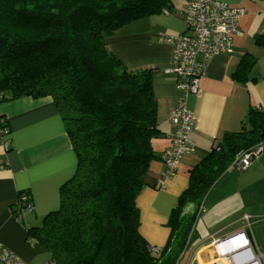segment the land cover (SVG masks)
I'll list each match as a JSON object with an SVG mask.
<instances>
[{
	"label": "trees",
	"instance_id": "obj_1",
	"mask_svg": "<svg viewBox=\"0 0 264 264\" xmlns=\"http://www.w3.org/2000/svg\"><path fill=\"white\" fill-rule=\"evenodd\" d=\"M166 1L0 0V102L50 97L77 158L74 176L60 188L59 208L24 229L25 243L55 264H176L196 240L209 192L235 171L239 155L258 145L264 150V107H250L240 131L189 171V185L168 217L167 242L152 251L139 234L135 203L163 134L152 107L156 71L128 70L105 40L161 12ZM257 43L264 48V36ZM256 64L245 54L235 80ZM22 207L18 198L10 206L18 225Z\"/></svg>",
	"mask_w": 264,
	"mask_h": 264
},
{
	"label": "crops",
	"instance_id": "obj_2",
	"mask_svg": "<svg viewBox=\"0 0 264 264\" xmlns=\"http://www.w3.org/2000/svg\"><path fill=\"white\" fill-rule=\"evenodd\" d=\"M183 1L167 0V7L161 12L131 22L126 31L116 34L117 30L114 37L105 40L128 70L156 71L152 107L163 134L155 144L158 158L151 163L147 184L141 188L135 204L139 210V234L151 247L159 249L169 237V213L189 185V171L218 147L227 134L240 131L250 107H264V54L244 48L251 38L253 50L264 49L257 43V38L264 36V23H260L259 16L264 10H248L247 0H217L245 11L240 20L242 35L234 40L230 53L211 59L199 79L198 92L185 97V107L194 121L189 135L194 150L183 157L177 173L163 181L165 166L159 158L170 147V136L175 133L170 113L177 107L181 92L176 87V77L166 73L170 68L171 45L159 38L177 36L185 30ZM245 54L252 55L257 64L247 78L235 80L234 73ZM259 58L263 60L260 66ZM76 168V154L62 115L50 97L0 102V242L26 264H44L50 259L45 250L25 243L24 229L39 225L44 216L59 208L60 188L74 176ZM243 171H257L260 178L241 183L234 180L222 193H215L219 183L229 182L226 175L219 180L202 206L196 240L176 264H230L228 256L236 248L223 251L232 246V241L223 244L227 245L225 248L218 243L245 231L254 251L263 254L264 264V150ZM22 191L30 196L33 209L22 213V223L18 225L10 206ZM191 210L188 205L184 212ZM245 216L249 217L248 225Z\"/></svg>",
	"mask_w": 264,
	"mask_h": 264
},
{
	"label": "built area",
	"instance_id": "obj_3",
	"mask_svg": "<svg viewBox=\"0 0 264 264\" xmlns=\"http://www.w3.org/2000/svg\"><path fill=\"white\" fill-rule=\"evenodd\" d=\"M181 13L185 30L177 36L159 38L161 42L171 45L170 68L166 69V73L176 77V87L181 92L177 107L170 113L176 130L170 136V147L164 149L159 158L165 166L163 181L174 176L183 157L194 150L189 139L194 121L192 113L185 107L184 99L188 94L198 92L199 79L211 59L231 52L234 40L242 35L240 20L245 15L243 9L217 0H184ZM262 150L263 146L258 145L245 151L233 161L231 167L235 171L247 169ZM17 198L18 202L24 204L21 213L32 211L33 206L25 192L22 191ZM244 220L248 225L249 217L245 216ZM245 232L219 242L218 246L232 241L237 251L228 256L230 264H262L263 254L256 249L254 251ZM242 246L245 247L240 248ZM0 264L26 263L0 242ZM44 264L55 262L49 259Z\"/></svg>",
	"mask_w": 264,
	"mask_h": 264
},
{
	"label": "rangeland",
	"instance_id": "obj_4",
	"mask_svg": "<svg viewBox=\"0 0 264 264\" xmlns=\"http://www.w3.org/2000/svg\"><path fill=\"white\" fill-rule=\"evenodd\" d=\"M247 9L248 10H255V9H259L260 11H263L264 10V0H247ZM260 16V23L263 22L264 23V12H262V14L259 15ZM139 21V20H138ZM135 23V22H134ZM128 25H125L123 27H121L117 32L116 34L118 33H122L123 31H126L128 29ZM142 27V26H140ZM249 37V36H248ZM245 49H247V51L251 52H255L258 54V52L261 51V54L263 55L264 54V49L262 48H256V50H253L252 46H251V38H248L246 40V44H245ZM259 49V50H257ZM261 49V50H260ZM254 53V54H255ZM261 55V56H262ZM258 56V55H257ZM259 56V57H261ZM262 58H259L258 59V66L262 65ZM240 130V128H239ZM233 171V170H232ZM257 178H260L259 174L257 173V171H254L252 173L249 174V172H238V171H233V172H230L229 174H226V181H229L227 182L226 184H224L225 182H222V183H219L218 184V188L215 190V193H222V191L224 190V188L231 183V181H234V180H237L239 181L240 183L243 181V180H254V179H257ZM220 182V181H219ZM215 188V187H214ZM214 188L209 192L208 196L211 194V192L214 190ZM29 196V195H28ZM207 196V197H208ZM30 197V196H29ZM177 202H178V199H177ZM177 205V203H176ZM176 205L173 207L175 208ZM172 208V209H173ZM171 209V211H172ZM57 210V209H56ZM55 211V210H54ZM170 211V213H171ZM25 212H30V211H25ZM169 213V215H170ZM22 222V219L20 220ZM41 223L37 226H33V227H38L40 226Z\"/></svg>",
	"mask_w": 264,
	"mask_h": 264
},
{
	"label": "bare ground",
	"instance_id": "obj_5",
	"mask_svg": "<svg viewBox=\"0 0 264 264\" xmlns=\"http://www.w3.org/2000/svg\"><path fill=\"white\" fill-rule=\"evenodd\" d=\"M227 245H225L224 247H226ZM234 247V245L233 246H231V248H233ZM228 249H230V247L228 248H225V249H223V251H228Z\"/></svg>",
	"mask_w": 264,
	"mask_h": 264
}]
</instances>
